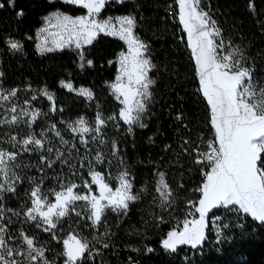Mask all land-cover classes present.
Returning <instances> with one entry per match:
<instances>
[{
    "label": "trees",
    "instance_id": "1",
    "mask_svg": "<svg viewBox=\"0 0 264 264\" xmlns=\"http://www.w3.org/2000/svg\"><path fill=\"white\" fill-rule=\"evenodd\" d=\"M135 2V30L146 40L147 53L155 66L149 71L155 83L150 88L149 113H143V126H130L120 118L119 101L107 85L116 70L115 55L124 48L120 38L101 32L91 44L78 49L39 52L33 35L42 14L52 9L78 13L84 8L63 0H15L14 6L0 0L4 4L0 8V82L17 87L18 92L20 88L43 86L52 96L49 100L34 89L27 95L39 112L29 129L36 139L43 140L44 146L29 145L30 150L17 156L23 179L13 181L4 200L8 211L14 213L21 200L26 204L27 173L40 186L63 179L84 188L87 183L94 186L92 169L101 170L112 181L109 174L125 166L133 186L142 187L137 193L139 198L129 202L126 214L106 209L94 224L87 209L83 213L69 210L50 231L41 221L30 223L27 231L43 247L48 264H64L63 237L71 229L89 242L90 253L85 252L77 264H264V223L249 215L240 224L230 220L220 232L211 229L207 217L205 239L195 248L178 245L171 251L162 245L172 227V217H181L187 207L185 202L200 197L198 187L208 167L196 162L194 150L204 144L213 128L207 101L198 91L194 60L181 30L175 0ZM206 3L225 34H240L237 38L244 39L246 63L264 81V0ZM110 4L113 7L104 9V13L132 8L127 1ZM21 10L23 15L18 16ZM9 37L19 40V50H12L6 43ZM62 79L86 85L91 96L66 88L60 83ZM97 115L103 117L104 124L98 133L91 131L85 137L65 122L77 116L92 122ZM159 172L165 174V182L174 193L171 207L162 208L158 202Z\"/></svg>",
    "mask_w": 264,
    "mask_h": 264
},
{
    "label": "snow or ice",
    "instance_id": "2",
    "mask_svg": "<svg viewBox=\"0 0 264 264\" xmlns=\"http://www.w3.org/2000/svg\"><path fill=\"white\" fill-rule=\"evenodd\" d=\"M72 4L82 5L87 9L86 16L71 17L60 13H53L56 19L54 25L58 31L52 33L55 37L52 41L57 47L75 43L77 48L91 44L98 32H108L118 35L128 45L127 53H120L119 73L116 82L111 85L117 98L123 97L120 110V118L128 124L138 123L140 116L146 110V102L151 97L150 85L155 81L149 78V71L155 67L150 59L146 58L147 45L133 34L135 18L131 15L118 18L120 28L112 27L110 21L98 22L93 19L105 5V0H68ZM179 5V21L187 33V46L191 49V56L195 62V73L199 79L198 91L202 93L210 108V123L214 129V139L206 144V151H197V163L204 164L210 170L203 171L204 182L198 189L201 196L198 206L193 202L188 203L194 208V213L186 214L179 228L168 231L162 241L164 249L175 251L178 245H191L195 248L205 239V229L208 227L207 217L217 208L223 207L237 213L249 215L253 220L264 223V88L256 89L251 81L250 72L241 65L242 53L239 48L222 54L220 50L225 48L223 40L217 42L220 37V29L214 20L206 12L199 8L200 0H177ZM14 6L15 0H8ZM4 4L0 3V8ZM23 15V11L17 13ZM50 19L49 17L45 18ZM47 29H40L45 32ZM6 43L12 50H19L21 45L11 38ZM43 51L44 49L41 48ZM51 50V49H48ZM83 59V56H81ZM89 65L92 61H87ZM83 66V65H81ZM63 83V82H62ZM69 89L71 84L65 85ZM16 89H12L7 95L0 94V100H8L16 95ZM84 95L91 96L88 89H80ZM52 100V96L44 93ZM8 111L12 113L10 119L0 120V124H16L22 116H30L29 125L36 120L38 111L28 112L27 109L17 113L16 106ZM178 119L180 117H177ZM81 119L77 127L81 133L91 131L84 126ZM95 131H100L104 120L98 115ZM143 126V125H141ZM59 136V132L56 133ZM96 137H93L95 139ZM82 142L83 139H82ZM9 143L16 146L24 145L28 150L29 145L43 147V140L29 135L17 142L16 137L9 138ZM184 143H188L185 141ZM52 151L51 148L48 149ZM196 151V150H194ZM16 152H8L0 148V174L5 179L9 174V162L17 158ZM59 155V153H58ZM156 184V192L159 193V202L162 208L171 207L172 193L165 182V174L159 172ZM92 182L99 186V195H79L73 189L76 185L65 186L61 191L54 193L55 203L45 206L46 197L42 198L39 188L32 191V207L27 209L26 215L30 219H37V215L48 225L45 230L50 231L56 227L54 218L64 217L68 214L70 206L76 201H87L90 207L88 217L97 223L106 209L126 214L129 202L137 200V195L131 194L132 184L128 173L122 172L119 179V187L114 191L105 183L104 178L98 172H91ZM3 185L0 184V189ZM9 190H12L9 185ZM89 190L91 191L90 187ZM74 210V209H73ZM198 214V218L195 216ZM79 215V213H77ZM187 216H193L188 219ZM4 218V209L0 207V220ZM220 220V217H215ZM222 227L218 225L219 232ZM26 250L9 246L6 239V225L0 223V264H27L42 259L43 248H36L34 241L22 234ZM66 256L64 264H77L85 254L90 253L89 242L78 239L76 235H69L63 241ZM108 245L105 244L104 247ZM16 257H24L19 260ZM44 264H48L44 261Z\"/></svg>",
    "mask_w": 264,
    "mask_h": 264
},
{
    "label": "rangeland",
    "instance_id": "3",
    "mask_svg": "<svg viewBox=\"0 0 264 264\" xmlns=\"http://www.w3.org/2000/svg\"><path fill=\"white\" fill-rule=\"evenodd\" d=\"M63 1H67L68 0H63ZM123 1H127V2H131L132 4V8L126 10V11H122V12H107L104 13L103 10L106 8H111L113 7V2H123ZM136 0H105V5L104 7L101 9V11L96 14L94 17H92L93 19L97 20L98 22H103V21H110V24L112 27H115L117 30L120 28V24L118 22V18L119 17H123V16H133L135 18L136 21V12L134 10V7H136ZM175 4L177 6V17L179 18V5L177 0H175ZM77 5V4H76ZM82 6V5H80ZM83 7V6H82ZM84 8V7H83ZM199 8L201 10H203L204 12H206L208 14V16L211 18V20H214L216 22V25L218 26V28L220 29V37L217 38V42H219L220 40H223L225 48L220 50L222 54H226V52L233 50L234 48H239L240 52L242 53V60H241V65L245 68H247L250 72V76H251V81L253 83V85H255L256 89L259 90L261 88H264V81L260 80L259 77H257V74L254 73L252 71V66L248 65L246 63L245 57H244V53H243V45H244V39H240L237 38L239 37L240 34H234V35H228L227 33L225 34V32H223L222 27L220 25V23L218 22V20L216 19V17H214L211 13V10L208 8L206 0H200L199 3ZM53 13H60L63 15H68L71 16L73 18L78 17V16H86L87 13V9L84 8V10L82 12H78V13H70L68 11L65 10H61V9H52L49 10L47 12H45L44 14H42L41 16V22L40 24L35 28L34 30V47L36 50H38L39 52H44V51H48V49H60V48H77L75 46V43H71V44H66L64 47H57L55 44L52 43L53 39L55 38L52 33H55L58 31V29L54 26L56 24V19L55 17L52 16ZM49 17L50 19L46 20L45 18ZM136 25H138L137 21L135 23V27ZM135 27L133 29V34L138 37L140 39V41H142L145 45H146V40L143 39L135 30ZM40 29H47V31L45 32H40ZM181 30L184 31L183 29V25L181 24ZM185 32V31H184ZM101 33V32H98ZM97 33V34H98ZM102 33H106L109 34L108 32H102ZM96 34V35H97ZM111 35V34H110ZM186 35V43H187V33L185 32ZM115 37L120 38L118 35H113ZM15 41L19 40L15 37H9ZM8 38V39H9ZM121 39V38H120ZM122 40V39H121ZM124 43V48L119 50L117 52V54L115 55V62H116V70L114 73V76L112 79L107 81V85L109 87V90L111 91V93L114 95V97L119 101V113L121 108L124 106L122 104V99L123 97H120L119 99L117 98V94L113 91L111 85L113 83L116 82V77L119 73V56L120 53H127L128 50V45L127 43L122 40ZM84 46V45H83ZM188 47V46H187ZM41 48H43L44 50L42 51ZM78 49V48H77ZM190 49V48H189ZM191 52V49H190ZM146 58H149L148 53L146 52ZM194 60V59H193ZM195 65V62H194ZM149 75V73H148ZM196 75V73H195ZM149 78L153 80V77L151 75H149ZM199 81V79H198ZM63 82V83H62ZM60 83L65 86L67 84H71L72 88L71 90H73L75 93L84 95L80 92V89H88L90 92L91 90L86 86V85H82V84H77V85H73L72 82L70 80L67 79H62L60 81ZM153 85V84H152ZM152 85H150V88L153 87ZM66 87V86H65ZM30 89H23L20 88L22 90H20V92H18V88L17 87H12V86H4L2 85V83L0 82V94L3 95H7L8 92H10L12 89H16V95L13 97H10L8 100H0V120H5V119H10V116L12 115V113L10 111H8L12 106H16L17 109V113H20L22 110L27 109L29 113L33 112V111H38V109L36 108V104L34 102H31L28 99L29 92L31 90H35L36 92L39 93H50V91L43 86L40 87H29ZM68 88V87H66ZM150 90V89H149ZM86 97H90L87 95H84ZM150 101V103H149ZM147 104L151 105L152 104V100H148L146 102V113H149L147 110ZM208 113L210 115V108H208ZM98 116V115H97ZM97 116L95 117V119L90 122L88 121V119H85L83 117H74L71 119L66 120L65 122L68 124V126L73 130L74 127H77L78 122L83 119V121L85 122L84 126L88 127L89 129H91V131L95 132V128L97 127L96 124V120H97ZM100 116V115H99ZM102 119L103 117L100 116ZM37 118V117H36ZM31 119L30 116H22L20 121L16 124H0V148L8 151V152H16L18 155V157L20 156L21 152L24 150V145L17 143L15 147H13V145L11 143H9V138L12 136L16 137L17 142L27 138L29 135L34 136L33 134H31V131L29 128H31V125H29L28 121ZM36 121V120H35ZM34 121V122H35ZM143 121V113L140 116V120L138 123H134L136 125H141ZM32 122V123H34ZM31 123V124H32ZM43 123V122H42ZM77 132L80 133V135L82 137H85V135L87 133H91V131L86 132V133H81L78 128L77 130H75ZM214 139V129L211 135H209L208 137L205 138L204 140V144L201 147H196L195 148V156L196 158H198L197 156V151H206V144L208 141L213 140ZM197 146V145H196ZM28 150H30V147L28 146ZM19 159L16 158L14 161L9 162V174H8V178L5 179L3 174H0V184L3 185V188L0 189V207H2L4 209V218L3 220H0V223H3L6 225V239H9V246L11 247H18L21 250H26L27 246L26 244L23 242V238H22V234L24 236H28L29 238H32L34 241V246L36 248H43L40 244H38L37 242H35L34 237L31 233H29L27 231L30 223L33 221V219L28 218V216L26 215L27 213V209L31 208L32 205V199L33 197L31 196V193L34 189L39 188L40 190V195L42 198L46 197V201H45V206L43 207L42 210L46 211L47 210V204L48 203H55V195L54 193L57 191H61L63 187L65 186H69V185H76V187L73 189L75 194H79V195H90V194H95V195H99V186L94 184L92 182V176H91V172H98L101 174V176L104 178L105 183H107L109 185L110 188L113 189V191L119 187V175L122 172H127L128 173V179L130 181V183L132 184V189H131V194L132 195H137V193L139 191H141L142 187L141 185L133 186V181H132V176L130 171L124 166L121 167L119 169L116 170L115 173L113 174H109L110 177L113 178V180H109V178H107L106 175L103 174V172L99 169H92L90 171V179L91 182L93 183L94 186H91L89 183L85 184L84 188H81V186H79L77 183L74 182H70L68 180L64 181L63 179H59V180H53L50 181L48 185H43L40 186L39 183H36L34 176L31 173H27L25 175V181H27V183H29L28 185V197H27V202L26 204H24L23 200H21V205L18 206L17 210L14 213H10L8 211V207L7 204L5 203L4 200H6V198L8 197L9 194V185H11L12 187V183L15 179L17 180H21L23 179V176H21L20 174V169L19 168ZM210 170V168H207L206 171ZM204 182V176L202 178V181L200 182V186L198 187V189L202 186ZM89 187L91 189V191L89 190ZM13 188V187H12ZM2 195H4V199L1 200ZM172 196H174V193H172ZM201 196V193H200ZM200 198V197H199ZM199 198H195V201L189 199L185 202V205H187V207L185 208V212L181 217H178L177 215L172 217L171 219V229L175 228H179L182 226V222L186 217V214L189 212L194 213V208L192 207L191 204H189L188 202L191 201L194 204H196L198 206V201ZM159 202V200H158ZM160 203V202H159ZM76 210L79 213H83L85 211V209L88 210V214L90 216V207L88 205L87 201H76L74 203V205L70 206L69 210ZM23 211V213H22ZM69 213V211H68ZM37 215V219H35L34 221L37 223H41L43 224V220L39 217L38 214ZM245 215L247 214H243V213H237L234 212L232 210L229 209H225L223 207H220V210L215 213L214 210L209 214L208 219L210 221V227L214 232H218L217 231V226L218 225H228L229 221H234L236 224H240L241 221L244 219ZM195 216L198 218V214H195ZM215 217H220V220H215ZM62 218V217H61ZM59 218V220L61 219ZM188 219H192L193 216H187ZM59 220H56L54 218V222L57 223ZM173 220V221H172ZM40 225V224H39ZM13 226V228L11 227ZM171 229H169L168 231H170ZM221 231V230H220ZM219 231V232H220ZM168 233V232H167ZM76 235L78 239H83V237L81 236V234L79 232H77L75 229H71L69 230L65 236L63 237V241L64 239H67L69 235ZM167 236V234L165 235V237L163 239H165ZM84 240V239H83ZM63 252H64V245H63ZM19 260H24V257H16ZM48 256L45 253L42 259H38L35 262H32V264H44V261H47L49 263L48 260ZM66 260V256L64 258V261ZM24 264H27L26 260L24 261Z\"/></svg>",
    "mask_w": 264,
    "mask_h": 264
}]
</instances>
